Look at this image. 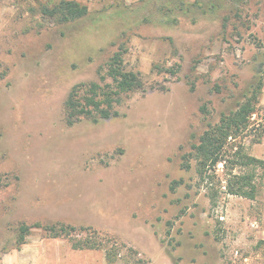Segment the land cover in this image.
<instances>
[{
  "label": "rangeland",
  "instance_id": "374dc122",
  "mask_svg": "<svg viewBox=\"0 0 264 264\" xmlns=\"http://www.w3.org/2000/svg\"><path fill=\"white\" fill-rule=\"evenodd\" d=\"M68 1L87 15L60 23L41 14L58 0H0V264L46 240L105 261L109 248L114 264H264L262 202L226 194L230 174L253 172L237 148L264 160V0ZM116 52L141 88L113 96L118 117L68 126L74 86L115 91ZM253 93L208 185L192 146ZM51 226L74 231L51 238ZM85 240L104 248H71Z\"/></svg>",
  "mask_w": 264,
  "mask_h": 264
},
{
  "label": "trees",
  "instance_id": "16d2710c",
  "mask_svg": "<svg viewBox=\"0 0 264 264\" xmlns=\"http://www.w3.org/2000/svg\"><path fill=\"white\" fill-rule=\"evenodd\" d=\"M87 7L81 6L75 1L58 0L54 7H43L41 14L43 16L56 19L60 23H69L81 19L87 15ZM120 52H116L109 60L107 77H109L114 85L115 91L111 93L102 92L98 84H89L88 90L77 94L79 88L84 84L74 86L67 96L64 103L66 113V124L73 126L82 119H90L94 124L101 120H108L110 118L118 117L117 112L112 111L113 104L118 103V100L113 96L119 94L133 93L141 88V82L137 74L127 72L122 68L123 60ZM161 92L167 91L164 88L159 89ZM104 91V90H103ZM102 96V98H101ZM257 96L253 93L250 97L240 104L235 112L227 115H222L219 122L214 126H208L200 137L198 138L197 145L192 146V153L189 155L196 164V171L202 181L206 180L208 170H213L219 163H227L226 155L228 139H235L238 133L247 127V123L251 116L256 113ZM236 159L233 163L242 168L251 169L253 172L246 174H230L226 181V194L238 196L247 200L253 201L256 197L257 186L254 183V171L256 167L264 170V160H258L243 153L242 149L237 148L233 154ZM183 157L184 167L190 168L189 161ZM223 165V166H224ZM225 167V166H224ZM210 176H207L208 185ZM212 203L213 200H211ZM66 230L74 231L73 228L68 226H61L59 230L55 226L46 228L49 231L51 238H57L60 234L65 233ZM21 233H26L25 227H20ZM58 232V233H57ZM24 238L21 237L20 244H24ZM264 243V242H262ZM72 249L77 250H91L102 249L101 241L94 242L85 240L83 242L70 241ZM117 244H112L111 248L114 249ZM111 251V250H110ZM109 248H106V264H114L115 257L111 254Z\"/></svg>",
  "mask_w": 264,
  "mask_h": 264
},
{
  "label": "crops",
  "instance_id": "0c3cea01",
  "mask_svg": "<svg viewBox=\"0 0 264 264\" xmlns=\"http://www.w3.org/2000/svg\"><path fill=\"white\" fill-rule=\"evenodd\" d=\"M260 201L263 205L261 213V227L255 231V235L264 241V185L257 190L253 201ZM255 225V222L252 223ZM58 242L39 241L24 245L20 251L13 253L11 259L4 260L3 264H106L104 255L99 254H79L74 255V251L60 247ZM60 249V250H59ZM70 251V252H69ZM63 254H62V253ZM66 255V258L63 256ZM73 255L75 258L69 259Z\"/></svg>",
  "mask_w": 264,
  "mask_h": 264
}]
</instances>
